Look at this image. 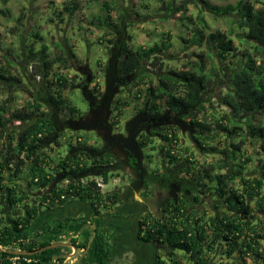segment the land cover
I'll return each instance as SVG.
<instances>
[{"label":"trees","instance_id":"1","mask_svg":"<svg viewBox=\"0 0 264 264\" xmlns=\"http://www.w3.org/2000/svg\"><path fill=\"white\" fill-rule=\"evenodd\" d=\"M0 1L3 5L8 3V0ZM133 1H103L102 13L90 17L88 25L103 32L97 42L104 46L107 55L115 44L116 33L122 34L127 22L124 20L126 15L131 18L126 25L127 29L135 24L133 17H140L134 11ZM159 1L163 2V0ZM198 1L212 14L231 18L230 23L234 28L229 29L228 32L209 33L201 15H197L196 25L191 18H188V23L193 26L189 43L197 46L206 45L208 62L201 60L198 63H187L179 71H163V64L158 54L166 51L168 45H154L147 49L133 50L125 43L122 44V55L116 60L121 75L133 76L134 82L131 88H139L136 93H143L146 101L149 100L150 111L154 110L155 116H160L165 107L181 113L186 112L187 117L192 120V126L201 131L204 137L202 141L209 142L207 148H202L197 142L199 148L218 155L214 163L203 167L202 174L203 178L219 191V197L227 210H222L216 216L187 217L186 211L180 207L175 208L168 222H158L155 226L153 222H149L147 229L149 235L145 240L156 239L171 248L166 258L158 257L154 264H182L175 251H181L185 260L196 261V264H207L208 253L214 251L210 244L215 242L228 243V246L238 249V258L243 260L251 252L256 259L264 254V249L261 247L264 244V223H256L255 220L256 214L264 217V173L263 178L245 177L244 162L239 159L247 134H250L252 138L260 139L258 152L262 159H259L258 163L264 170V124L251 123V119L257 114L264 117V2H260L262 7L257 9L251 2L245 0H239L234 5H227L224 8L214 7L205 0ZM97 2L98 0H87L84 7L91 8L96 6ZM196 2L197 0H184L182 5L174 8L162 6L161 11L186 12L184 5L197 4ZM81 9H83L81 0H65L57 12V17L62 22L63 16L73 17ZM23 18H25L24 14L17 19V22L20 23ZM33 37L40 38L37 32ZM131 39L128 34V42ZM234 40L238 41V47L234 45ZM181 41L187 42L183 38ZM56 45L62 49V46ZM25 48L33 78V85L29 86L30 89L27 88L29 93L25 91L28 99L16 109L9 107V98L0 100V127L10 129L7 133L0 134V140L1 138L4 140L0 142V194L4 190L14 192L13 189H8L7 182L11 179L9 184L22 181L25 167H28L27 173L38 189L49 187L53 177L45 169L51 162L45 151L51 144L58 146V140L68 131L66 119L77 114L64 96L66 90L74 87V83L62 70V68L68 70L69 66L65 56L49 58L48 47L44 44L38 51H34L31 44ZM62 50L63 55H67L66 50L64 48ZM197 56L201 59L203 57ZM230 56H234L238 61L236 63L230 61ZM113 66L114 63L112 68ZM147 66L151 69L155 68L156 74L160 76L153 77L151 69H146ZM22 74L20 72L21 76ZM9 82L17 84L20 80L12 74L9 67H0V85L11 89L12 84ZM216 87H221L222 90L214 99L212 93ZM217 107L226 108L228 112L215 117L213 110L216 111ZM177 133L178 131L167 130L163 135L158 136L161 142L168 144L171 142L169 136L176 140ZM212 133L224 134L223 148L218 149L214 145L213 139L216 135ZM235 135L239 138L238 142L228 143V139ZM165 147L167 146H160L158 154L163 153L168 157L170 154L168 150L165 151ZM173 158L176 169L185 171L188 169L189 162L182 158V155ZM64 159L74 165V169L70 171L72 174L90 171L87 165L79 163L76 155L67 153ZM64 159L55 166V170L58 166L63 168L66 165ZM101 177L105 183L106 175L102 174ZM67 180L66 187L58 192L52 191L51 196L44 195L42 200L49 199L53 208L75 196L88 198L91 202L110 201L111 196L101 193L93 183L80 186V180L74 181L71 177H67ZM234 183L237 186H234ZM17 189H25L24 183ZM20 200L21 197L16 196L13 203ZM252 203L256 204L255 210L251 208ZM29 212L25 215V220H20L11 218L12 215L18 217L16 213L19 212L14 211L9 216L11 226L3 224L0 217L1 248L32 252L48 245L47 242L38 243L34 237L27 234L25 228L36 217L37 209H31ZM148 221L150 220L145 218L142 224L145 225ZM65 250L67 248L56 247L32 256H14L0 252V264H62L64 258H58L55 262L52 259ZM230 250L233 249L229 248V252L227 250L228 255ZM108 254L107 248L100 241L97 242L92 264H107Z\"/></svg>","mask_w":264,"mask_h":264},{"label":"flooded vegetation","instance_id":"2","mask_svg":"<svg viewBox=\"0 0 264 264\" xmlns=\"http://www.w3.org/2000/svg\"><path fill=\"white\" fill-rule=\"evenodd\" d=\"M138 18L139 17L136 16L133 17L135 22H137ZM124 20L127 22L123 27L122 34L119 32L116 33L115 44L111 47L112 50L106 57V63H104L102 67L100 66L102 71L101 79L95 78L94 74H92L88 59H86L84 63H78L75 59L72 60V54L66 51L67 57L65 58L68 61V69H75L80 75V82L77 84L79 91L82 93V88L86 86L84 93H82V95L84 94L83 99L86 104L85 111L77 113L75 117H69L66 119L65 122L68 131L76 132L71 129V122L83 117L90 110L97 115L95 127H98V125L101 124V121L106 117L109 109L111 113L107 119L108 125L106 124V126L110 128L111 133L114 135V137H112L114 141L107 144L92 132L94 133L96 140H90L88 142L90 144L88 145L79 142L71 147L70 145H67L66 154L69 153V155H76L78 159L82 156L80 159H84L83 163L87 165L90 169L89 172L92 174L99 173L100 176L102 174H118L117 179H119L118 182H120L119 187L106 193L111 196L110 201H93L92 205L95 208H102V210L107 208L110 211L127 209L129 211V215H126L128 216V222H132L131 224H128L127 222V224L128 227L133 226V229L129 228V235H127V238H125V235L119 236L123 240L122 244H128L126 241H129L132 244L133 242L151 243V246L147 250L150 252L148 256L149 259L145 261V264H154L158 257L162 256L166 258L171 252V248L166 243H162L156 239L145 240L147 239L146 236L149 235L147 230L149 222H153L152 224H154V226L158 222H168L172 218L171 216L173 215L175 208L180 207L186 211L185 215L187 217L191 215L216 216L219 215L217 213L218 210H227V208L219 197V191H217L212 184H209L208 180L203 178L202 171L204 169L201 165H198L199 158H194L192 153L187 151L188 146H191L198 154H204L202 153L204 151L199 148L197 142L202 145V148H206L205 146L207 143L209 144V142L202 141L204 137L201 131L192 126V120L187 117L186 112L181 113L173 108L170 109L165 107L160 116H155L154 110L150 111L149 100L146 101L143 93H136L135 97L140 101V105L133 109L125 120L123 119V123L125 125L129 119L139 113H146V116L143 117L144 121L139 125V133L136 136V144L141 150V154H139L135 148L131 146L129 147V144L124 140L125 129L124 125H122V120L119 119V114L121 113L119 109H124L127 105H125V102L122 103L118 98L126 95L128 96L132 91L136 92L139 90V88H131V84L134 82L133 76L121 75V70H118L117 68L116 60L123 53L122 44L125 43L128 45L130 42L127 40L128 29L126 28V25L131 18L126 15ZM122 23L123 22H121V24ZM115 48H117V50H115ZM152 61L153 60L151 59V62ZM112 63H114L113 68ZM146 69H150L149 66H147ZM151 74L154 77V71L152 69ZM88 78L89 82H87ZM27 80V88H29L33 83L30 79ZM26 92L29 93L28 89ZM217 97L218 95H216L214 99ZM116 107L118 110H116ZM182 125L186 127L184 133L181 132L180 127ZM167 130H172L173 132L178 131V133L176 140L172 139L173 137L170 135L169 138L171 142L168 141V144H164L161 142L158 135H163ZM212 134L216 135L215 133ZM215 139L216 136L213 141ZM184 141L187 142L186 147L183 145L185 144ZM163 145L167 146L165 147V151L168 150L171 157L164 156L159 160L158 151L160 146L163 147ZM144 148H148L152 153L151 158L144 153ZM87 149L91 150L93 156L87 154L85 151ZM178 153H181L182 158L189 162L186 171L175 168L176 164L173 157H180L181 155L179 156ZM155 156L158 159V161H156L157 166L154 165ZM190 162H193V164ZM65 163L66 165L63 168L58 166L56 167V170L55 167L54 169L45 167L46 171L50 169L48 173L53 177L51 182L57 174L63 173L67 174L66 179L59 183L68 181L67 177H71L74 181L80 180L74 179L73 175H86L84 178L94 176L90 175L89 172L72 174L70 171L74 165H71L68 160H65ZM149 164H152L154 169H150ZM68 167L70 168V171H67ZM193 171H195V173ZM27 176L28 173L24 177L22 176V181L14 182L12 184L7 183L6 186L8 189H13L14 192L4 190L3 193L0 194V217H2L3 224H7V226H11L9 216L14 211L19 212L22 209L20 213L21 215L18 217L12 215L11 218L25 220V215L30 213L29 211L31 209L36 208L37 212L40 213L42 209L52 207L50 206V200L46 199L43 201L42 197L47 194L50 195L52 191L56 190L57 185L51 191L48 190L50 185L49 187L46 186L43 189H38L36 193H40V191H44V193L35 196L34 194L36 193L30 192L29 190V178L27 179ZM23 183L25 189H17L18 193H16V188ZM15 193L17 195H15ZM16 196L21 197V200L20 202L13 203ZM55 200L57 199L55 198ZM208 212H210V214ZM159 215L161 216L160 218L157 217ZM145 218L150 220L145 224L146 226L142 224ZM108 222L109 227L113 226L116 222H119L120 227H123L125 226L123 222L126 221L116 215L111 218V222H113L112 224L110 220ZM30 224L26 226L25 230L27 231V234L31 236L32 232L30 231ZM117 226L118 225H115L114 228L116 229ZM204 226L206 228V224H204ZM55 233L56 231L54 234ZM112 235L115 237L117 236L115 231ZM30 236L28 238H30ZM41 243L43 242H40V244ZM47 243L48 245L51 244L49 241ZM210 246H212L214 251L208 253L207 264L242 263V261L238 260V249L228 246V243L215 242L214 244H210ZM229 248H232L233 250H230V254L228 255L227 250L229 252ZM2 249L5 250V248ZM124 249L126 250L124 253H117L114 249V251H109V259L111 257L116 264H130V254L133 252V246L126 245ZM61 254L64 253H60L54 257ZM185 261H187V264H196V261Z\"/></svg>","mask_w":264,"mask_h":264},{"label":"rangeland","instance_id":"3","mask_svg":"<svg viewBox=\"0 0 264 264\" xmlns=\"http://www.w3.org/2000/svg\"><path fill=\"white\" fill-rule=\"evenodd\" d=\"M63 1L65 0H8L6 5H3L0 1V67H9L12 74L20 80L17 84L15 82H9V84H12L11 89L0 85V100L3 101L6 98H9L10 101L8 105L11 109L20 108L25 103L28 99L27 93L25 92L28 86L26 80L30 79V81L33 82V78L30 74L31 67H29L28 64L27 52L25 48L27 45L31 44L34 51H38L41 45H46L48 47L47 51L49 58H56L61 55L67 57L61 52L64 48V50L73 55V58L71 59H75L78 63H84L86 59H88L92 74H94L95 78H102L100 66L102 67V65L106 63L107 51L104 49V46L98 44L99 42L97 41L98 38L103 35V32L89 26L88 22L92 15H99L102 13L101 5L103 1L108 0H98L96 6L88 9L84 7L87 0H81L83 9L76 12L73 17L63 16L62 22H60L57 17V12L61 8ZM183 1L184 0H163V2H160L159 0H134L132 2L135 5L134 11L137 12L140 17L135 24L128 28L127 34L132 37V40L128 45L133 50H137L138 48L147 49L149 47H153L154 45H168L169 47H167L166 51L158 54L163 64V71H179L183 69L187 63H198L201 60L205 63L208 62L207 46L204 44L197 46L189 43L192 38L191 29L193 26L188 23V18H191L194 25H196V17L197 15H201L207 27V32L209 33H214L215 31L228 32L229 29L233 28V25L230 23L231 18L212 14L211 11H209L208 8L198 0L196 2L197 4L191 3L184 5L186 12L169 13L161 11L163 9L162 6L174 8L182 5ZM205 1L214 7L224 8L227 5H234L239 0ZM245 1L251 2L257 9L262 7L260 2H264V0ZM1 11L3 13H1ZM22 14L25 15V18H23V20L19 23L17 22V19ZM36 32L39 34L40 38L33 37V34ZM181 38L185 39L187 42L183 43ZM56 44L62 46V49ZM234 45L238 47V41L234 40ZM197 55H202V59ZM229 60L234 63L238 61V59L234 56H230ZM62 70L64 75H66L68 79L74 83V87L66 90L64 96L70 106L77 111L76 113H82L85 111L86 104L83 99V95L77 86L80 82V75L75 69L70 68L68 70H64L62 68ZM152 70L154 71V77L160 76V74H156L155 68H152ZM20 72L21 74L23 73L22 76L20 75ZM221 90V87H216L212 95H214V97L216 95L219 96ZM135 96L136 92L132 91V93L128 96L126 95L118 98L122 103L125 102V105H127L125 106L126 108L119 109L121 112L119 114V119L122 120V125H124L123 121L128 117V114L140 105V101ZM116 110H118V108ZM227 112L228 110L223 107H217L216 111L213 110L215 117ZM215 113H218V115ZM251 123L253 125H257L259 123L264 124V117L257 114L251 119ZM15 125H18V123H15ZM8 131H10V129L8 130L7 128L0 127V134L1 132L7 133ZM224 139L225 136L223 133L216 135L214 145H216L218 149L223 148L225 143ZM90 140H96V137L92 132L66 131L58 140V146L51 144L45 151L51 160V162L48 163V167L53 168L62 162L66 156L67 145H75L78 142L88 145L90 144L88 143ZM238 140L239 138L235 135L228 139V143H237ZM3 141L4 140L1 138L0 142ZM186 143L187 142L183 144L185 147ZM259 144V138H252L250 134H247L246 143L244 144L242 153L239 157L240 161L242 163L244 162V176L249 179L258 176L263 178L262 175L264 170L261 169L258 163V160L262 159L260 152H258ZM208 145L209 144L207 143L205 147L207 148ZM187 149V151L192 153L194 158H199L198 165H201L202 167H207L218 159V155L212 154L209 151H204L202 152L204 154L200 155L195 152L191 146H188ZM143 151L151 158L152 153L148 148H144ZM164 156V154H159L158 159L160 160ZM81 157L82 156L78 159L79 163H83L84 159H80ZM158 159L156 156L154 157L155 166H157L156 161H158ZM152 164H149L150 169H154ZM27 169L28 167L23 169V177L27 174ZM71 169H74V166ZM49 171L50 169L47 170V172ZM67 171H70L69 167L67 168ZM117 176L118 174L106 175L107 181L105 182L102 190L104 192L103 194L119 187L120 182H118L119 179H117ZM26 178H29L28 182L30 192L36 193L38 191V186L33 183L29 175ZM11 181L12 179L7 183H10ZM234 186H237V184L234 183ZM63 187L62 183L57 184L56 191L58 192L63 189ZM16 193H18V190H16ZM251 208L255 210L256 204L252 203ZM105 210L108 211L107 208H105ZM21 211L22 209L16 214L18 216L21 215ZM208 213L210 214V212ZM217 213L220 214L221 211L218 210ZM255 220L256 223H264V217L260 214L255 215ZM260 227H263V225H260ZM261 247L264 249V244H262ZM175 253L182 264H187V261H185L182 257L181 251H175ZM238 260H242V263L239 262V264H264V254H262L259 259H256L254 253L251 252L244 258V260L240 257Z\"/></svg>","mask_w":264,"mask_h":264},{"label":"crops","instance_id":"4","mask_svg":"<svg viewBox=\"0 0 264 264\" xmlns=\"http://www.w3.org/2000/svg\"><path fill=\"white\" fill-rule=\"evenodd\" d=\"M116 215L126 221L123 222L125 226L120 227L119 222H116L109 227L108 221L111 222V218ZM126 215H129L127 209L102 210V208H95L88 198L82 199L75 196L54 208L50 207L42 209L40 213L37 212L36 217L31 221L30 231L32 232L31 236L38 240V243L63 242L74 244L77 247V251L70 248L65 250L64 254L74 253V255L71 259H64L62 264H92L95 246L99 241L107 248L108 252L114 249L117 253H124L125 246L132 245L130 264H145V261L149 259L150 252L147 250L151 243L133 242L132 244L126 241L128 244L124 245L122 244L123 240L119 237L125 235L127 238L129 228L133 229V226L128 227V224L132 222H128ZM115 225H118L116 229ZM114 231L116 237L112 235ZM106 263L116 264L111 257L107 258Z\"/></svg>","mask_w":264,"mask_h":264},{"label":"water","instance_id":"5","mask_svg":"<svg viewBox=\"0 0 264 264\" xmlns=\"http://www.w3.org/2000/svg\"><path fill=\"white\" fill-rule=\"evenodd\" d=\"M87 82H89V78L87 79ZM85 89H86V86H84V88H82V93H84ZM110 113H111V111L108 109L106 117L101 121V124H99L98 127H95L97 115H95V113L91 112V110H90L83 117H80V118L72 121L70 127L74 131L94 132L96 134V136L100 137L103 142H105L107 144L112 143L114 141L112 138V137H114V135L111 133L110 128L106 126V124L108 125L107 119H108ZM145 116H146L145 112L139 113L136 116H134L133 118L129 119L124 125V129H125L124 140L129 144V147L131 146V147L135 148L139 154H141V150L138 148V146L136 144V136L139 133V125L144 121L143 117H145ZM180 128H181V132L184 133L186 130L185 129L186 127H184L182 125ZM85 151L90 156H93L91 153V150L87 149ZM66 175H67L66 173L57 174L56 177L54 178V180L51 182L48 190L49 191L53 190L54 187L59 182L66 179ZM90 175L100 176L99 173H97V174L90 173ZM84 177H86V175H73L74 179H82ZM43 193H44V191H40V193L38 192L34 195L35 196L42 195ZM157 217L160 218L161 216L159 215ZM56 247L70 248V249H73L74 251H77V247L74 244L58 242V243H51L47 246H44V247L37 249L35 251H32V252H26V251L23 252V251H19V250H4L1 247H0V252H5V253H8V254L14 255V256H32V255H36L38 253H41L45 250L56 248ZM73 255H74V253L73 254H70V253L61 254L59 256L53 257V262L56 259H58V257L64 258V259H71L73 257Z\"/></svg>","mask_w":264,"mask_h":264},{"label":"built area","instance_id":"6","mask_svg":"<svg viewBox=\"0 0 264 264\" xmlns=\"http://www.w3.org/2000/svg\"><path fill=\"white\" fill-rule=\"evenodd\" d=\"M89 182L93 183L95 188L98 189L99 191H102L104 188V185H105L104 180L101 176H90L88 178H82V179H80L79 184H80V186H83V185H88ZM67 184H68V181H64L62 183V187L63 186L66 187ZM61 197L63 198V196H61Z\"/></svg>","mask_w":264,"mask_h":264},{"label":"clouds","instance_id":"7","mask_svg":"<svg viewBox=\"0 0 264 264\" xmlns=\"http://www.w3.org/2000/svg\"><path fill=\"white\" fill-rule=\"evenodd\" d=\"M100 192H102V193H103V191H100Z\"/></svg>","mask_w":264,"mask_h":264}]
</instances>
